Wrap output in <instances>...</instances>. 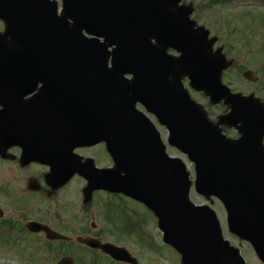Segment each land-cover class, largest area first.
I'll return each instance as SVG.
<instances>
[{"label":"water","instance_id":"95a60500","mask_svg":"<svg viewBox=\"0 0 264 264\" xmlns=\"http://www.w3.org/2000/svg\"><path fill=\"white\" fill-rule=\"evenodd\" d=\"M180 1L63 0L58 16L54 1L18 0L4 18L14 48L3 41L1 46L9 54H30L21 59L38 71L36 78L44 80L50 94L95 95V112L76 125L72 140L83 146L92 135L94 143L105 142L115 168L81 172L89 192H120L146 205L159 221L164 243L181 255L182 264H244L238 251L222 240L215 214L189 201L186 170L180 160L165 154L159 134L134 109L141 103L167 128L169 144L194 163L196 192L221 201L229 231L250 242L264 263V243L255 241L260 235L248 232L264 221V169H255L264 168V108L251 97L229 95L220 85L226 63L219 52L211 53L214 40L208 41L203 29L195 30L190 10L179 7ZM82 31L95 38H86ZM167 49L179 57L167 56ZM124 74H131L133 82L122 83ZM181 75L213 103L226 97L225 103L231 104L227 121L241 124L239 140L226 142L206 121L182 89ZM168 76L174 80L170 89L162 82ZM243 76L254 80L249 72ZM158 78L161 83L155 87ZM52 109L48 107L45 120L48 133ZM48 233V239H63Z\"/></svg>","mask_w":264,"mask_h":264},{"label":"flooded vegetation","instance_id":"af4514ba","mask_svg":"<svg viewBox=\"0 0 264 264\" xmlns=\"http://www.w3.org/2000/svg\"><path fill=\"white\" fill-rule=\"evenodd\" d=\"M247 1L253 3L251 7L264 11V0ZM243 19H248L251 25L247 31L237 30L238 39L243 45H254L250 50L255 51L257 58L264 60V17L249 19L247 15ZM4 31L5 23L0 19V36L4 35ZM3 39L8 41L6 37ZM10 81L12 85L0 81V256L12 255L14 260H18L17 264H129L128 259L133 260L132 264H150L144 261L142 252L157 256V249L153 245L137 244L138 254L128 249L125 232L128 215L122 206L124 204L115 201L120 196L102 192L118 204L114 203L113 212L98 213L96 221L95 214L93 216L91 212L94 209L96 212L103 210L104 205L100 207V203L94 201L98 192L86 194L85 179L75 175L65 185L53 188L54 179H50L48 173L52 166L56 167L58 179L64 174L65 163L74 162V157L65 156L73 142H67L66 148L60 142L54 149L55 144L43 139L41 145L45 149L42 162L30 159L33 136L47 137L42 127L33 128V124H38L41 119L37 109L33 108V98L40 97L41 106H44L43 95L39 92L41 85H37L34 92L15 91L16 86L25 88V78L14 75ZM83 113L86 115V112ZM76 118L79 120V113ZM33 129L40 132H33ZM97 147L104 151V158H110L103 143L72 147V153L84 161L93 160V165L99 168L103 165H97V157L94 156ZM87 150L93 152L85 154ZM64 151L67 154L64 155ZM70 183L76 188L73 192L77 196L75 199H72L73 194L66 193L65 188ZM76 208L81 214L75 212ZM142 224L143 221L138 220V233L147 236ZM48 231L65 239H48ZM85 239L95 240L99 245H112V251L108 247V251H103L99 245L90 248L81 244L80 241ZM246 245L253 253L249 244ZM117 248L129 250L130 258Z\"/></svg>","mask_w":264,"mask_h":264},{"label":"rangeland","instance_id":"374dc122","mask_svg":"<svg viewBox=\"0 0 264 264\" xmlns=\"http://www.w3.org/2000/svg\"><path fill=\"white\" fill-rule=\"evenodd\" d=\"M59 5V10L61 8V0H55ZM220 0H182L180 5H185L190 8L191 13L189 19L195 24V27H202L209 33V38H214L215 44L213 45V51L219 50L221 56L225 58L227 62L231 61V67H228L224 70L221 75V82L223 85L228 86L232 92H242V93H254L255 86H252L250 83L246 82L241 77V73L249 70L252 71L259 78V85L256 87L258 90L255 91V97L264 102V60H261L254 56L253 52L249 51L254 45H243L241 40L238 39L237 30L247 31V28L251 25L248 19H243V15L248 13L249 19H257L258 17H264V11L258 10L253 7L244 8L243 6L248 5L245 3L238 2H224L223 5H219ZM243 5V6H242ZM238 18V20H237ZM169 55H175L171 50L167 51ZM253 54V55H252ZM229 64V63H228ZM182 82L185 89L188 91L193 101L199 106L202 113L212 122L215 126H218V117L222 116L225 111V108L222 104L212 105L209 103L208 99L204 97L201 93L193 91L185 78L182 77ZM155 127L160 133L161 140L167 146L166 152L169 156L179 158L188 173L190 181V191L189 199L195 205L206 204L215 212L220 229L222 231V236L225 240H228L230 244L241 251V254L245 257V261H249L250 264H257L255 256L250 252V248L234 237L229 233L225 221V211L221 203L216 200L214 197H208L206 200L204 197L198 195L193 186L194 182V166L185 155L180 153L175 148L169 147L166 144L167 133L164 128L159 127L155 119L149 116ZM224 124V123H223ZM220 128V127H219ZM224 134L228 138L235 139L238 137V133L232 129H225ZM262 145L264 146V137L262 140ZM93 152V151H92ZM91 150H87L84 153L90 154ZM94 156L97 157V165H111L112 162L107 156L104 158L105 153L100 148H95ZM103 156V157H101ZM80 181V180H78ZM76 184V183H75ZM79 184V183H77ZM76 184V185H77ZM67 195L73 194L76 188L73 184H69L66 188ZM65 192H63L64 194ZM62 195V192L61 194ZM66 196V194H64ZM77 196L72 195V199H75ZM106 194L98 192L94 196V201L104 205V209H98L97 212L94 209L91 213L93 216L95 214L97 221L98 213L104 212H113V204L109 203V200L113 202L115 199H108ZM123 199V200H122ZM116 198L115 201H123L128 209L129 219L131 222H138V220L143 221L142 226L147 236L143 239L153 245L157 249L158 255L147 254L142 252V257L145 262L150 264H180L179 255L170 247L165 246L161 242V233L156 230L155 227V218L154 216L143 209L141 206L130 202L126 198ZM125 200V201H124ZM109 203V205H107ZM76 213L81 214L78 208L75 210ZM81 218V215H79ZM90 217V216H87ZM147 219V220H145ZM143 218V219H142ZM128 249L137 253V244L133 239L127 241ZM11 256H0V264H17V259Z\"/></svg>","mask_w":264,"mask_h":264}]
</instances>
